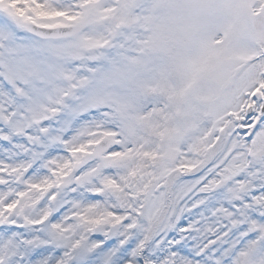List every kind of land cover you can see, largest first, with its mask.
I'll list each match as a JSON object with an SVG mask.
<instances>
[{
  "label": "snow or ice",
  "instance_id": "snow-or-ice-1",
  "mask_svg": "<svg viewBox=\"0 0 264 264\" xmlns=\"http://www.w3.org/2000/svg\"><path fill=\"white\" fill-rule=\"evenodd\" d=\"M0 264H264V0H0Z\"/></svg>",
  "mask_w": 264,
  "mask_h": 264
}]
</instances>
